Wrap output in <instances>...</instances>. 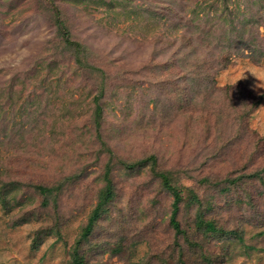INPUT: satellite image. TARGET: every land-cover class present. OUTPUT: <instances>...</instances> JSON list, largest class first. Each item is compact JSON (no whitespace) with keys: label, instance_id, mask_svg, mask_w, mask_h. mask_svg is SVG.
Instances as JSON below:
<instances>
[{"label":"rangeland","instance_id":"rangeland-1","mask_svg":"<svg viewBox=\"0 0 264 264\" xmlns=\"http://www.w3.org/2000/svg\"><path fill=\"white\" fill-rule=\"evenodd\" d=\"M76 252L264 264V0H0V264Z\"/></svg>","mask_w":264,"mask_h":264},{"label":"trees","instance_id":"trees-1","mask_svg":"<svg viewBox=\"0 0 264 264\" xmlns=\"http://www.w3.org/2000/svg\"><path fill=\"white\" fill-rule=\"evenodd\" d=\"M194 58V57H193ZM198 58V57H196ZM195 58V59H196ZM228 59V56L225 57ZM196 63L201 67L202 66V62L200 60H197ZM201 75H204V72L201 73ZM250 94V99L248 100V102L245 103L247 107L246 113L247 115H250L253 110L261 103L263 96L259 95H252L250 93V91H248ZM162 178H163V185L166 187L167 190H169L173 197V208H172V213H171V224L173 226V228L178 231L179 233H186L185 230H183V228L181 227V223L180 220L178 219V214H179V210H180V203L183 200V189L180 188L178 185L174 184L171 182V178L169 177V173L166 172H162ZM40 190L42 191V193L44 194H49V193H53L54 191V186L53 187H49V186H43L40 185L39 186ZM114 196V192L112 191L111 188V184L110 181L108 180V187L104 190V192L102 193L101 199L99 200L98 204L96 205V207L93 209L89 221L87 223V225L85 226V230L83 232V238H86L89 236V234L92 231V228L95 224V222L103 215V213L107 210V206L110 203V200L113 198ZM193 197L194 200L192 202L196 203V205H200L202 204V200L200 199V197L195 193V191H193ZM196 229L199 230H204V231H208V232H216L218 230L215 221L212 219H206V212L204 211V209H200L197 211V215H196ZM75 260L77 264H85V261L83 259L82 256H80L79 252L75 253Z\"/></svg>","mask_w":264,"mask_h":264}]
</instances>
